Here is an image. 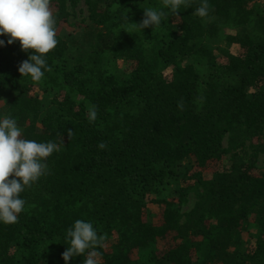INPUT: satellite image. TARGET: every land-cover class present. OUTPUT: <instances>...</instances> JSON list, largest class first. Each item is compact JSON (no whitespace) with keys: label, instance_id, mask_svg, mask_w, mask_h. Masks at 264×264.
<instances>
[{"label":"trees","instance_id":"trees-1","mask_svg":"<svg viewBox=\"0 0 264 264\" xmlns=\"http://www.w3.org/2000/svg\"><path fill=\"white\" fill-rule=\"evenodd\" d=\"M80 1L91 26L73 49L61 26L68 2ZM209 5L201 18L200 0L178 13L162 0H51L58 44L41 82L18 71L31 50L0 37V101L17 112L24 138L60 145L21 194L18 221L0 224V264H65L76 219L105 237L99 264H136L134 253L138 264H264V173L257 153H239L248 144L261 153L254 143L264 139V2ZM149 7L166 12L162 25L134 27ZM190 193L196 203L184 213Z\"/></svg>","mask_w":264,"mask_h":264},{"label":"clouds","instance_id":"clouds-1","mask_svg":"<svg viewBox=\"0 0 264 264\" xmlns=\"http://www.w3.org/2000/svg\"><path fill=\"white\" fill-rule=\"evenodd\" d=\"M187 0H162L163 9L178 13ZM209 0H200L194 14L203 18L209 14ZM163 9L146 8L143 20L134 27L158 28L166 16ZM7 36V44L20 42L24 51L31 50L29 59L23 61L18 71L33 82H41L45 72L50 71L47 63L49 54L58 44L56 19L51 0H0V37ZM5 40L0 39V47ZM97 118L95 106L90 109L89 119ZM71 131H69V135ZM54 141L38 142L24 138L16 119L0 118V224H13L25 210L26 200L22 193L45 175L47 158L59 149ZM105 149L104 142H98ZM10 177H12L10 179ZM69 241L62 254L65 264L76 256H85L83 264H99L105 237L98 234L93 222L76 219L67 229ZM86 254V255H85Z\"/></svg>","mask_w":264,"mask_h":264},{"label":"rangeland","instance_id":"rangeland-1","mask_svg":"<svg viewBox=\"0 0 264 264\" xmlns=\"http://www.w3.org/2000/svg\"><path fill=\"white\" fill-rule=\"evenodd\" d=\"M262 4L264 0H259ZM53 10L54 16L56 15L57 11L55 9ZM68 12H69V19L67 23H63L61 26V31L63 34V37L68 41V44L71 48L75 49L79 47L81 44L85 43L87 40V35L89 32V28L91 26L90 20H89V12L88 8L85 4L84 1H80L77 5H72L70 2H68ZM234 52L237 50L236 48L232 47L231 48ZM16 111L10 107L9 103L6 101H0V118L4 116H9L11 118H14L16 115ZM228 137L224 140V147L226 148L228 146ZM259 144V150L262 148L261 153L257 151H253L252 147L248 144L247 147H245L242 151H240V157L243 158L244 160L252 158L253 155L257 153L258 158L256 160V173H264V139L260 140L259 142H255L254 145ZM230 157L227 156L225 159H223L222 162L218 163L217 165V170L221 171L224 168H227L230 166ZM214 173H208L205 174L208 178H212ZM196 203V197L194 193H190L187 195L186 202L184 204V207L182 211L184 213L190 212L194 205ZM149 214V219L153 223L157 224L160 221V210L157 207L151 208V210L148 212ZM185 217L183 218V220ZM211 230H207V237H214L215 235V230H217V225L216 222L213 220L211 221ZM242 242L244 247H250L251 240H248V233L247 232H242ZM117 241H112V244H116ZM159 247H164V244L159 245ZM235 250V249H234ZM136 253H134L133 259H136L135 263H139V259H141L140 254L138 256H135ZM196 263H199L196 261Z\"/></svg>","mask_w":264,"mask_h":264}]
</instances>
